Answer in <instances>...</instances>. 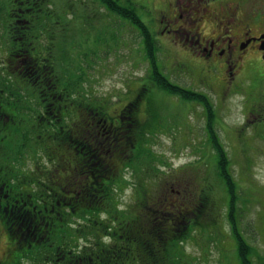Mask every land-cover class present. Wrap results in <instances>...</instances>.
<instances>
[{
	"label": "rangeland",
	"instance_id": "obj_1",
	"mask_svg": "<svg viewBox=\"0 0 264 264\" xmlns=\"http://www.w3.org/2000/svg\"><path fill=\"white\" fill-rule=\"evenodd\" d=\"M122 1L119 0L120 3ZM131 1L149 35L153 40L157 39V43L153 45L152 56L163 76L180 86H188L190 90L198 88L195 92L200 89L209 94L214 113L220 119V126L214 123L212 130L228 155L230 172L237 185L239 227L248 243L264 256V135L252 134L255 126L252 119L242 125L244 95L236 93L224 96L219 90H216L215 94L211 89L204 88L197 77L198 67L194 68L191 64L193 60L200 61L198 57L186 55L184 51L188 50L187 47L177 44V40L174 45L166 33H159L163 28L159 19H165L166 16L161 5L168 0ZM188 1L172 0V11L175 4L178 6L189 3L193 6L199 1L200 4L194 6L198 9L196 17H200L206 7L203 3L206 0ZM217 2L233 7L237 4L240 12H247L255 27L264 31V0L214 1ZM132 21L111 12L100 0H0V67L6 60L4 54L10 52V49L5 51L3 42H8L13 33L11 27L17 30L22 25H32V28L36 26L31 34L32 40L22 42L20 38V44L23 43L31 55L39 57V65L34 67L35 70L26 67L33 73L24 72L26 69L19 68L14 63L15 60H9L8 65L13 68L12 71L22 70V74H17V80L9 76L10 79L6 78L0 85V93L4 97L5 93H14L15 100L12 97L8 100L15 103L18 118V123L12 125L7 134L9 141L2 142L0 139V158L12 188V191H9L6 186L0 193L4 197L8 194L9 197L20 193V190L31 189L32 196H35L34 204L38 205V208H43L49 202V205L54 204L55 211L56 207L59 208V203H54L56 195L53 191L58 189V180L66 181V178L73 176L75 163L97 169L91 170L92 174L89 173L88 177L80 173L77 175L81 181L87 179L85 192L80 198L81 207L68 217L67 224L59 227L63 230L47 245L46 250L45 245L33 253L22 255V247V250H19L21 255L16 261L9 262L10 253L16 244L12 243L14 240L0 216V264H53L54 262H50L53 257L61 260L70 254L79 253L83 248L91 253L96 250L93 249L96 239L92 238V234L94 237L96 235L94 232L90 234V229L102 228L98 240L104 245H109V234L104 232L107 231V223L114 225L112 229L118 239L120 225L116 223L114 216L119 217L117 213L122 211L126 214L135 208L136 204L148 211L151 206L147 204L151 196L161 192L166 183L165 179L159 180L154 170L151 172L149 164L155 160L141 147L142 144L140 145L143 138L141 134L144 136L147 131V136L152 132L151 148L172 166L167 169L171 168L174 172L169 181L179 177L180 167L193 160L194 164H201L210 174L207 180L198 176L202 186L204 182H209V187L200 190V193L207 192L202 199L210 204V229H201L199 226L195 232L192 229L185 231L188 236L180 238L185 253L182 260L186 263L191 261V264H238L235 258V243L229 235L230 229L226 222L229 204L226 187L220 186L216 180L214 184H210L213 182V172L217 174V169L202 108L196 105L197 101L193 104L178 95L150 85V81H153L151 59H148L151 51H147L144 33ZM201 21L203 30H208L210 24L203 23L202 18ZM156 25L160 27L154 29ZM15 36L16 34H13L11 39ZM167 43L172 49L167 48ZM53 49L60 59L59 65L54 57H50ZM13 58L18 60L14 55ZM177 58L187 59V63L183 66L175 61ZM249 63L251 64H248L247 69L241 72L242 81L238 79L239 89L247 96V103L248 100L249 103L255 102L249 94L258 90L264 76L263 58L255 59L254 64L252 61ZM42 64L45 66L43 69L51 71V75H47L51 76L52 81L54 74L55 90L57 94H61L58 98H46V89L38 80ZM12 71L9 73H13ZM145 88L149 92H144ZM140 97L152 98V106L149 107V101L143 99L136 119L128 120L127 116L123 117L122 122L116 120L115 116L119 110L121 115L129 113L125 110L135 106ZM54 112L57 114L53 115ZM104 121L106 124L100 125ZM110 122H113L112 127L109 126ZM129 122L131 127H138L132 132L131 139L136 141V138H140L134 148L131 150L130 147L126 152L129 154L131 150L134 157L129 156L127 159L123 151L121 167L119 163L115 173L112 170H103L102 174L100 170L105 169L103 150L96 156L95 163L90 160L94 157L91 158L88 154L90 146L83 135L85 129L95 138L91 147L100 145L101 141L108 148L114 136L113 132L123 129ZM103 125L109 126L104 133L105 137L97 136ZM65 142L69 143L68 149L64 146ZM75 144V148L80 151L76 161L72 150ZM98 150L96 149L95 153ZM51 156H57L58 160H53ZM154 157L156 159V156ZM126 162L130 167L125 168ZM141 165H147V168ZM138 166L142 173L140 175L133 170ZM147 169L151 175L146 172ZM190 173L194 174V171ZM110 174L112 180H101V177ZM16 178L21 180L22 189ZM195 178L197 180V176ZM140 181V191H137ZM197 183L192 186V191L195 188L197 190ZM143 193L145 195H142ZM96 194H99L101 199ZM103 202L105 204H102ZM143 210L142 215L145 213ZM53 214L57 215V212ZM179 225L182 231L184 227V230L186 229L184 221ZM53 232L51 230L50 234ZM42 239H45L46 244L48 235L44 234ZM165 257L159 264H172L169 253ZM86 264L91 262L88 260Z\"/></svg>",
	"mask_w": 264,
	"mask_h": 264
},
{
	"label": "trees",
	"instance_id": "obj_2",
	"mask_svg": "<svg viewBox=\"0 0 264 264\" xmlns=\"http://www.w3.org/2000/svg\"><path fill=\"white\" fill-rule=\"evenodd\" d=\"M100 2L111 12H114L115 14L123 18L126 17L130 20H133L132 22L138 25V27L144 33L146 37V44L148 46L147 51H151V56L148 57V59H151L150 63L152 67L151 69L153 81H150V85H155L173 95H178L183 100L197 99L199 101H207L206 98H201L187 89H182L171 84L170 81L159 71V69L157 68V61L152 56L154 55L153 45L156 42L149 35L146 26L141 21L131 0H123L122 3H120L119 0H100ZM39 16H41V14ZM22 27H19L17 30L13 27L10 28L13 32L11 33L8 40L9 45H7V49H10V52L6 55V60L3 62L2 67H0V85H2L1 82H5L6 78H8L9 76H13L14 80H17V74H22V70L20 72L12 71L13 68L8 65L9 60H15L16 62L14 63L19 68L26 69V71L24 72L33 73L32 70L27 69L26 67L35 70L34 67L36 65H39V57L31 55L28 51L29 49L24 47L23 43L20 44V38H22V42H28L29 40H32L31 34L33 33V30L36 26H33L32 28V25L27 24V26L22 25ZM29 29L31 30V32H28ZM13 34H16V36L11 39V36ZM23 34L24 36L22 37ZM13 55L17 57L18 60L13 58ZM50 57H54L57 64L59 65L60 59L54 52V49L52 52H50ZM27 64L29 65L27 66ZM43 67H45L44 64L40 65L38 80L41 86H44L46 89V98H58V95L61 94H57V91L55 90L56 85L54 84H56V79L54 78L53 71L52 81L51 76L47 75H51V71H47L46 68L43 69ZM11 71L13 73L10 74L9 72ZM34 77L35 75H33V79ZM8 82L11 84L9 80ZM145 91L149 92V90L146 88L144 92ZM5 97L2 95V93H0V139L2 140V142L9 141L10 137H6L8 132L10 131V127L18 123L17 114L15 112L16 105L15 103L8 100V98L10 97L14 98L13 100H15L14 93H12L11 95H7L5 93ZM144 99L149 101V107L152 106V98L147 99L144 97ZM56 114L57 112H54V115ZM213 117L214 116H212V111L210 108L208 119V141L214 151L216 163L215 169H217V174L213 172V182L210 184H214L216 180L220 184V186L226 187V192L229 198L226 222H228V226L230 229L229 235L232 237L235 243V258L237 259L238 264H264V256L258 253L257 250L248 243L239 227V208L236 207L237 185L230 172V161L228 155L223 145L220 143L218 137L212 130ZM137 128L138 127L134 128V131ZM147 134L148 132H145L144 136L143 133L141 134L143 138L140 142V145L142 144L141 147L148 151V153L154 158L153 160H155V162L149 164L151 167L149 169L151 170V172H153V170L155 171V173L159 177V180L165 179L166 181L164 189L162 188L161 192L156 193L154 196H151L149 203L147 204L151 206L149 210L145 211L143 210V207L136 204L135 208L129 210L126 214L125 211H122L123 214L117 213L119 217L114 216V220L120 225V230L118 231V239L115 237V232L112 229L114 225L112 226L108 223L105 225L107 231L104 232H108L109 234V245H104L100 240H98L101 236L100 231L102 228H92L89 232L90 234L94 232V234L96 235V237H94L92 234V238L96 239L93 243V249L96 250L89 253L83 248L82 250H79V253L70 254L65 258H62L61 260H57L56 257L54 259L53 257L50 261L51 263L86 264V262L89 260L91 264H159L161 263L160 260L165 259V256L168 255V253L169 259H171L172 264L186 263L184 262V260H182L185 253L183 247L181 246V243L183 241H181L180 238L188 236V234H185L186 230L190 231V229H192L195 232L196 228L199 226L201 229H210V226H208L209 220H212V215H210L209 213L210 204L209 202H207V200L205 201L204 199H202V196H205L207 192L200 193V190H206L204 188L209 187V182H204L202 186L198 179V176H202L203 179L207 180L210 177V174L208 171L203 169L201 164L192 163L191 165L180 167L181 174H179V177H174L172 182L169 181L171 174L174 172L171 171V168L167 170L170 164L165 159H163V157L159 153L155 152L151 148L149 138L152 139V135L150 136L149 134L147 136ZM84 138L86 139L85 141L88 144L95 142V140L90 137ZM127 140L128 139L126 136H122L114 141H111V143L108 144L110 145V148H106L103 151L104 153H102L105 158V169L102 168L100 170L102 174L103 170H112L115 173L117 164H119L121 161L118 151H124L126 153L128 151V148L130 147L132 150L136 143L140 141V138L139 140L136 138V141L135 139H131L130 144ZM68 144L69 143L66 142L64 143V146L67 149ZM125 144H129V146H122ZM75 147L76 144L74 145L72 150L73 158L76 161L78 159L77 155L78 153H80V151H78V149H76ZM131 150L130 153L126 155L127 159L129 156H131V158L134 156ZM88 154L92 155V151H90ZM154 156H156V159ZM51 158L53 160H58L57 156H55L54 158L53 156H51ZM70 159L73 161L71 156ZM90 160H93L94 163L96 162V160L94 159ZM127 163L128 162H126V165H123L127 166ZM141 166H145L147 168V165ZM139 167L140 166H138L137 168H133V170L140 175L141 171L138 170ZM91 170L97 171L95 167L88 168L78 163H75L72 169L73 176H75L76 178L79 173L81 175H87L88 177L89 173L92 174ZM192 171H194V174L190 173ZM146 172L151 175V172H149L148 169L146 170ZM195 176H197V180ZM15 180L22 189L21 180L19 178H16ZM86 180L81 181L80 188L77 184H72V186H70L69 182L65 181V183H63L62 181L60 182V180H58V189L56 188L53 191V194L57 196L54 198V203L58 204L56 198H58L60 202L59 208L55 206L57 208V210L55 211H53L54 204L49 205V202L47 203V206H49L47 211H45L43 208H38V205L34 204L35 196H32L33 194H31V189H26L28 192L20 190V193H15L14 195H11L9 197L7 194V196H5L6 198L0 193V216L4 220L10 237H12V239L16 241L17 244H19L21 247L24 246L26 240L28 239V243L24 246L22 255L26 254V252L33 253L37 251L41 246L45 245L46 250V248H48L47 245L50 244L52 240L56 238V236L60 235V231L63 229H60L59 227L63 224H67L66 222L68 217L72 213H76L79 206L81 207L80 198L84 193ZM101 180L110 181L112 180V175L110 174L104 176L103 178L101 177ZM196 182H198L197 190L195 188L194 191H192V186H195ZM0 185V191H4V187L6 186L8 187L9 191H12V188L9 186L7 180V175L4 172L1 158ZM140 186L141 181L139 182V188L137 189V191H140ZM25 192H27V194H25ZM96 195L99 199H101V196L99 194ZM142 195L145 194L143 193ZM63 199H65V201H63ZM102 204H105V202H103ZM39 210H41L40 213ZM141 210L145 211L146 214L144 213L142 215ZM54 212H57V215H54ZM35 216H37L39 220V223L37 225V218ZM181 221H184L186 225V229L184 230V227L183 231L180 229L181 226L179 225ZM51 230H53L54 232L50 234ZM112 232H114V234ZM21 233L24 234V236H22ZM44 234L48 235L46 244L45 239H42ZM17 244L14 248V251L12 250V252L10 253L12 262L16 261L17 257L21 255L19 254V250H22V248ZM30 245L31 247H29ZM105 256L107 258H105ZM186 264H191V261Z\"/></svg>",
	"mask_w": 264,
	"mask_h": 264
},
{
	"label": "flooded vegetation",
	"instance_id": "obj_3",
	"mask_svg": "<svg viewBox=\"0 0 264 264\" xmlns=\"http://www.w3.org/2000/svg\"><path fill=\"white\" fill-rule=\"evenodd\" d=\"M214 1L215 0H206L203 2L206 7L200 17H196L198 9L194 6L199 5V1L193 6L189 5V3L182 5L178 4V6L175 4L173 11L172 6L174 3L172 0H168L165 3L162 2L161 9L166 16L165 19L164 17L159 19V22L163 23V28L159 33L161 35L166 33L167 38L171 40L174 45L177 40V44L187 47L188 50L184 51L186 55L198 57L200 61L193 60L191 64L194 68L196 66L198 67L197 77L204 88L211 89L215 94H217L216 90H219L222 95L229 96L230 94L241 93L238 79L242 81L240 78L241 72L247 69L248 64H251L249 62L252 61V64H254L255 59H264V31L261 28L258 29L255 27L251 17L247 12H240V8L237 4L234 7L224 6L222 3L219 4V2L214 3ZM188 2H190V0ZM201 18L203 19V23L208 22L210 24L206 31L203 30ZM157 27H160V25H156L154 29ZM167 48L172 49V46L167 43ZM175 61L183 66L187 63V59L177 58ZM183 66H180V68ZM172 84L180 87V85ZM249 96H252L255 102L250 101L251 103H249L248 100L247 103V96H245V94L242 97L245 109L243 112V124H246L247 121L252 119L251 121L255 124L252 129V134L254 136H262L264 135V76L261 78V84L258 90L253 94H249ZM134 107L135 106L126 109L125 111H129V113L125 112L123 114L125 116L121 115L119 110L117 113L118 118L117 115L115 116L116 120L119 119V121L122 122L123 117L127 116L129 117L128 120H134ZM46 112L48 113V111ZM91 114L92 112H90V115ZM101 124H106V122L104 121L100 123V125ZM109 126L112 127L113 122H110ZM109 126L106 127V125H103V129L98 131L100 134L97 136L105 137L106 134L104 133L107 132ZM130 130H132L131 122L123 129L114 131L112 141L116 140L118 136L122 137L123 132ZM83 135L95 140L88 129H85ZM99 144L100 145L96 147H91L92 144L89 143V152L92 151V155L89 156H93L94 160H96V156L102 150L104 151L107 148L101 141ZM96 149H99L97 153H95ZM103 151L102 153H104ZM89 156H87L88 159ZM84 166H86V164ZM77 178L75 176H69L66 178V182H69L70 186H72V184H77L80 188L81 180ZM62 182L65 183V181ZM56 201L58 203L60 202L58 198H56ZM63 201H65V199H63ZM48 207L49 206L45 204L43 209L47 211ZM40 212L41 210H39V213ZM35 217L37 218V225L39 220L37 216Z\"/></svg>",
	"mask_w": 264,
	"mask_h": 264
}]
</instances>
